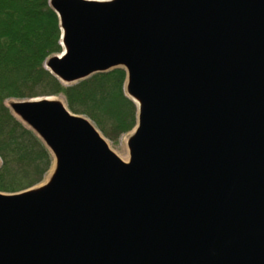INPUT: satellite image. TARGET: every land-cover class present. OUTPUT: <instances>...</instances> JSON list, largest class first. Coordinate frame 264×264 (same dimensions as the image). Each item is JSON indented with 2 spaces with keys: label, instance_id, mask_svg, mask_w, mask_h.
<instances>
[{
  "label": "water",
  "instance_id": "water-1",
  "mask_svg": "<svg viewBox=\"0 0 264 264\" xmlns=\"http://www.w3.org/2000/svg\"><path fill=\"white\" fill-rule=\"evenodd\" d=\"M64 84L123 68L128 161L53 97L9 105L52 155L0 192V264H264V0H49ZM1 163V160H0Z\"/></svg>",
  "mask_w": 264,
  "mask_h": 264
},
{
  "label": "trees",
  "instance_id": "trees-1",
  "mask_svg": "<svg viewBox=\"0 0 264 264\" xmlns=\"http://www.w3.org/2000/svg\"><path fill=\"white\" fill-rule=\"evenodd\" d=\"M61 51L60 25L49 0H0V192L40 184L53 161L39 137L10 111L9 100L61 95L71 112L90 118L112 142L136 125L123 68L64 85L44 67Z\"/></svg>",
  "mask_w": 264,
  "mask_h": 264
},
{
  "label": "rangeland",
  "instance_id": "rangeland-1",
  "mask_svg": "<svg viewBox=\"0 0 264 264\" xmlns=\"http://www.w3.org/2000/svg\"><path fill=\"white\" fill-rule=\"evenodd\" d=\"M60 54V53H59ZM56 55H58V54H56ZM53 56H55V55H53ZM50 57H52V56H50ZM49 57V58H50ZM48 59V58H47ZM46 59V60H47ZM46 62V61H45ZM45 62H44V64H45ZM87 79V78H86ZM81 81V80H80ZM61 82V81H60ZM79 82V81H78ZM77 83V82H76ZM64 84V83H63ZM72 84H75V83H71V84H64V85H72ZM125 86V85H124ZM125 92V91H124ZM126 94V93H125ZM44 97H53V98H57V99H59L61 102H63L64 104H65V106H66V103H65V100H64V98H63V96H61V95H58V96H44ZM36 98H41V97H36ZM15 100H19V99H14V100H9V101H7V104H8V106L10 105V103L12 102V101H15ZM23 100H27V99H23ZM67 107V106H66ZM68 108V107H67ZM9 109H10V107H9ZM11 111V110H10ZM12 112V111H11ZM13 113V112H12ZM73 113V112H72ZM15 115V114H14ZM78 115H82V114H78ZM16 116V115H15ZM82 116H84V115H82ZM17 118H18V116H16ZM85 118H87V119H89L90 121H91V119L90 118H88V117H86V116H84ZM19 119V118H18ZM20 120V119H19ZM21 121V120H20ZM21 122H23V121H21ZM92 122V121H91ZM23 124L25 125V126H27L24 122H23ZM92 124L94 125V123L92 122ZM95 126V125H94ZM28 127V126H27ZM96 127V126H95ZM29 128V127H28ZM30 129V128H29ZM96 129L98 130V128L96 127ZM32 130V129H31ZM33 131V130H32ZM99 131V130H98ZM100 132V131H99ZM131 132H132V130H130L129 132H126V133H124V134H122L120 137H119V139L116 141V142H112V141H110L109 139H107L101 132H100V134H101V136L105 139V141L107 142V144L109 145V147L116 153V155L121 159V160H123V161H128V159H129V150H128V147H127V140H128V138H129V136L131 135ZM37 135V134H36ZM38 136V135H37ZM39 137V136H38ZM40 139V138H39ZM41 140V139H40ZM42 141V140H41ZM44 144V143H43ZM1 160V159H0ZM50 170H51V167H50V169H49V171L47 172V174L45 175V177L43 178V180H42V182L41 183H43V182H45L46 181V179L48 178V176H49V174H50ZM40 183V184H41ZM39 185V184H38Z\"/></svg>",
  "mask_w": 264,
  "mask_h": 264
}]
</instances>
